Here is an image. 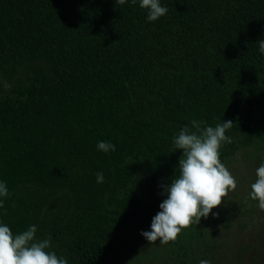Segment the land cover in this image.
<instances>
[{
    "label": "trees",
    "instance_id": "obj_1",
    "mask_svg": "<svg viewBox=\"0 0 264 264\" xmlns=\"http://www.w3.org/2000/svg\"><path fill=\"white\" fill-rule=\"evenodd\" d=\"M160 2L167 14L148 21L139 0H0V222L37 225L69 264H264V211L250 198L264 163V0ZM193 119L233 121L220 159L237 188L175 242L152 244L141 233Z\"/></svg>",
    "mask_w": 264,
    "mask_h": 264
},
{
    "label": "clouds",
    "instance_id": "obj_2",
    "mask_svg": "<svg viewBox=\"0 0 264 264\" xmlns=\"http://www.w3.org/2000/svg\"><path fill=\"white\" fill-rule=\"evenodd\" d=\"M127 0H116L124 5ZM136 4L137 0H131ZM141 8L147 10V20L156 21L165 16L168 8L160 0H139ZM259 52L264 54V39L257 41ZM234 126L233 121H223L214 127L205 121L193 119L191 127L184 126L173 137V151L182 150L179 158V174L170 185H161L166 197L159 211L152 219L151 230L141 233L150 243L159 240L166 245L175 242L182 230L193 224H199L201 218H207L214 208L219 207L237 188V180L224 163L221 148L231 144L232 138L226 133ZM98 150L108 153L116 150L111 142L100 141ZM97 182L103 183L104 174H96ZM254 183L251 184L250 198L258 201V207L264 211V163L256 169ZM10 195L7 183L0 180V209L3 200ZM38 228L33 224L22 232L13 233L11 228L0 222V264H69L64 256L53 250L52 238L38 239ZM199 264H211L209 260H200Z\"/></svg>",
    "mask_w": 264,
    "mask_h": 264
}]
</instances>
